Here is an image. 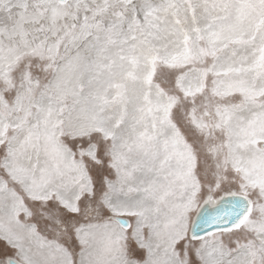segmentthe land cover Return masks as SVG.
Listing matches in <instances>:
<instances>
[{
    "label": "snow or ice",
    "instance_id": "obj_1",
    "mask_svg": "<svg viewBox=\"0 0 264 264\" xmlns=\"http://www.w3.org/2000/svg\"><path fill=\"white\" fill-rule=\"evenodd\" d=\"M0 264H264V0H0Z\"/></svg>",
    "mask_w": 264,
    "mask_h": 264
}]
</instances>
